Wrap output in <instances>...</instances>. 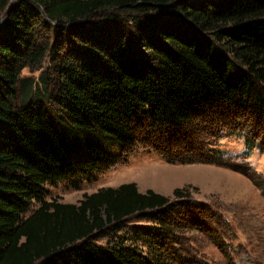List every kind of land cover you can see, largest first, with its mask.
Listing matches in <instances>:
<instances>
[{
	"label": "trees",
	"instance_id": "1",
	"mask_svg": "<svg viewBox=\"0 0 264 264\" xmlns=\"http://www.w3.org/2000/svg\"><path fill=\"white\" fill-rule=\"evenodd\" d=\"M2 19L0 264H157L168 198L124 183L65 204L45 186L158 152L136 132L175 134L211 108L264 125V0H0Z\"/></svg>",
	"mask_w": 264,
	"mask_h": 264
},
{
	"label": "rangeland",
	"instance_id": "2",
	"mask_svg": "<svg viewBox=\"0 0 264 264\" xmlns=\"http://www.w3.org/2000/svg\"><path fill=\"white\" fill-rule=\"evenodd\" d=\"M39 74L26 69L22 76ZM136 138L156 141L159 151L137 145L122 162L78 189L46 185V200L76 204L102 187L135 183L139 192L152 191L177 205L170 247L161 250L157 264H264L263 124L248 114L211 108L175 134L147 137L145 128ZM245 141L254 148L249 150ZM96 144L110 155L120 154L108 138ZM176 190L183 197H175Z\"/></svg>",
	"mask_w": 264,
	"mask_h": 264
},
{
	"label": "water",
	"instance_id": "3",
	"mask_svg": "<svg viewBox=\"0 0 264 264\" xmlns=\"http://www.w3.org/2000/svg\"><path fill=\"white\" fill-rule=\"evenodd\" d=\"M10 1L12 2L13 0H10ZM4 21H5V19L1 20V26L4 24Z\"/></svg>",
	"mask_w": 264,
	"mask_h": 264
}]
</instances>
